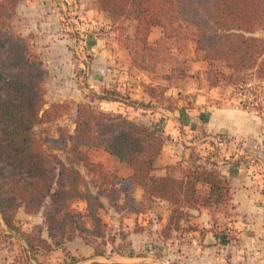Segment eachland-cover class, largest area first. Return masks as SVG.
Wrapping results in <instances>:
<instances>
[{
	"label": "trees",
	"instance_id": "16d2710c",
	"mask_svg": "<svg viewBox=\"0 0 264 264\" xmlns=\"http://www.w3.org/2000/svg\"><path fill=\"white\" fill-rule=\"evenodd\" d=\"M20 1L0 0V166L7 170L0 174V217L8 229L21 233L13 224L18 202L26 208L49 198L50 209L45 220L63 223L70 220L73 223L77 219L78 236L81 237L83 231L87 237L99 238L95 230L104 227L98 214L101 204L86 189L78 170L79 166L88 174L101 170L100 164L90 161L89 152L93 149L113 157L128 170L126 177L110 183L111 186L118 184L124 191V201L129 188L137 186L143 196L168 204L167 223L161 231L165 239L180 230L188 210L226 204L228 184L215 168L193 164L182 169L179 177L170 173L154 174V162L164 144L163 137L158 141V147L142 158L126 152L129 146L140 148L139 140L134 137L136 133L153 140L156 130L136 121L137 112L131 109L136 105L135 101L129 99L120 84L114 88L106 87L101 95L92 92L90 106L86 103L76 106L73 133L61 127L54 133L40 127L38 135L35 129L55 121L57 109L64 105L43 108L41 81L45 71L30 55L24 40L10 33L4 21ZM96 3L111 21H135L133 44L130 48L126 46L128 53L143 54L150 49V30L160 27L162 36L157 41L186 39L194 46V56L207 62L206 71L193 74L195 80L203 79L209 87L227 84L233 89H241L253 76L259 80L258 85L264 84V37L253 36L257 32L264 33V0H96ZM66 8L70 12L75 10ZM186 70L174 69L173 73L185 78ZM109 101L115 106L108 112L122 118L129 129L112 139L103 138L101 130L105 131L106 127L103 122L91 125L84 118L87 111L84 107L94 112L95 103ZM147 106L139 104L143 111ZM227 141V137H220L216 153L223 152ZM247 166L253 167L250 171L253 175L260 173L255 160L249 161ZM200 183L209 187L206 196L197 189ZM76 201L84 202L83 212L71 208ZM129 212L141 213L137 209ZM86 223L90 228L85 227ZM81 240L85 243V237ZM26 244L30 245L28 241ZM86 245L92 248L95 256H104L95 247Z\"/></svg>",
	"mask_w": 264,
	"mask_h": 264
},
{
	"label": "crops",
	"instance_id": "0c3cea01",
	"mask_svg": "<svg viewBox=\"0 0 264 264\" xmlns=\"http://www.w3.org/2000/svg\"><path fill=\"white\" fill-rule=\"evenodd\" d=\"M104 20L105 24L110 23L108 17ZM155 36L156 28L152 27L148 41L153 42L159 38ZM105 41L99 39L92 44L88 43L92 59L86 71L88 86L83 88L79 82L76 83L81 78H70L75 73L76 63L66 48L67 41L61 38L50 39L48 74L56 80L55 87L58 86L53 92L59 94L62 101L73 100L77 105L84 101V90L100 94L106 87L120 83L129 99L137 103L131 107L132 111L137 112L136 121L151 127L158 118L164 117L165 139L154 162V174L163 176L170 173L179 177L182 169L193 164L215 168L227 181L229 199L220 207L197 206L188 210V217L180 223V231L183 233L180 232L178 237L177 233H173L167 240L160 231L167 223L170 208L158 200L166 209L165 214L156 219V252L161 250V256H155L151 244L144 247L149 248L143 250L144 255L120 253L111 248L112 252L108 255L95 256L92 248L85 247L87 254L77 264H264L262 106L244 108L239 103L238 92L231 86L220 84L209 87L205 82L195 80L192 74L203 73L208 66L205 61L195 60L203 65L194 71L187 70L184 90L174 82L166 85L163 91L166 100L175 102L173 105L171 103V109L157 108L156 98L143 86L149 84L145 81V74L130 65L128 48L115 40L108 43ZM261 87L264 106V84ZM180 92L184 97L178 96ZM140 102H150L152 107L143 111L139 108ZM96 106L108 112L115 105L109 101ZM221 136L227 137L228 141L223 152L213 156L208 145L210 149L220 147ZM203 141H206L205 146H198ZM251 160L257 162L260 173L253 175L250 172L253 167L248 168L247 163ZM197 189L202 196L209 192L208 185L203 183L198 184ZM133 215L136 218L142 214ZM164 244L168 247L162 249ZM132 250L137 249L132 246Z\"/></svg>",
	"mask_w": 264,
	"mask_h": 264
},
{
	"label": "rangeland",
	"instance_id": "374dc122",
	"mask_svg": "<svg viewBox=\"0 0 264 264\" xmlns=\"http://www.w3.org/2000/svg\"><path fill=\"white\" fill-rule=\"evenodd\" d=\"M66 7H73L75 10L70 12ZM104 17L107 20V15L99 10L96 0H21L13 12L4 17L10 33L24 40L30 55L36 58L45 71L41 81L45 103L43 108L64 105L63 108L57 109L55 121L49 124L44 123L35 129L38 135L40 134V127L48 128L53 133L57 127H61L73 133L76 106L78 105H75L73 100H70L72 102L62 101L59 94L56 95L53 92V89L58 88V86L55 87L56 80L48 74L47 62L50 61L48 55L50 39L61 38L67 41L66 48L76 63L75 73L70 78L76 80L78 77L81 78L76 83L79 82L83 88L88 86L86 71L92 59V52L90 53L89 50L90 44L99 39H105L106 43L115 40L123 46H129V48L133 44V37L130 35L134 33L135 21H111L109 19L110 23L105 24ZM155 28V37L160 38L162 28ZM254 36L264 37V33L257 32ZM153 39L154 37L151 38V40ZM158 39L155 43L148 41L152 47L146 49L143 54L132 51L128 53V56L130 61H133L130 62V65L145 74V81H148L149 84L143 86L146 87L150 95L154 96L153 98H156V107L171 109V103L173 105L175 102H170L164 98V89L169 83L173 84L174 82H176L177 87L183 88V90L187 85V79L184 80L175 72L173 73V70L194 71L198 67L201 68L203 64H200L198 62L200 59L195 56L193 61L194 46L190 41L183 38L157 41ZM88 43L90 44L88 45ZM192 77L195 79L193 74ZM249 78V83L245 87L251 92L253 88L259 86L257 84L259 80L253 76ZM201 81L205 82L203 79H200ZM118 84L120 83L115 84L114 87H118ZM151 85L153 86L151 87ZM235 90L237 92V89ZM84 93V101L81 103L90 106L89 101L92 92L86 89ZM97 95H101V93ZM181 95L184 97V94L180 92L178 96ZM135 104L137 103L135 102ZM139 104L152 107L150 102H140ZM96 107L94 112L84 107V110H87L84 118L91 125L95 122L105 124V131L101 130L103 138L112 139L118 136L121 131H129L122 118H117L116 114L103 112L99 110L98 106ZM163 118H158L156 124L151 126L156 130V139H147L144 134L136 133L134 137L139 140L138 144L141 149L133 145L129 146L126 152L138 158L151 154L158 147L160 138L165 139ZM205 142L199 143L198 146H205ZM209 147L210 145H208V149L211 154L216 155V149L211 148V150ZM89 157L92 163L101 165V170L93 174H88L81 166L78 167V170L85 180L86 189L96 196L101 204L98 214L104 223V227L101 226L95 230L100 235L99 238L87 237L81 228L79 229L82 231V236H78L76 224L79 220L77 219L73 223L70 220L64 223L45 220V215L50 209L51 200L49 198L26 208L23 203L18 202L19 209L13 218V224L21 233L17 234L12 229H8L0 217V264H77L87 254L85 247L89 246L86 244L95 247L98 252H103L104 255L111 253V248L115 251L119 250L120 253L129 252L128 254L144 255L143 250L149 249L144 247L151 244L155 256L156 254L161 256V250L156 252V232L158 231L156 219L165 214V207H162L157 199L143 196L141 188L137 186L131 190L129 188L127 199L125 198L124 201V191L119 189L118 184L111 186L110 183H115L117 179L126 177L129 173L128 170L121 163L116 162L113 157L107 156L98 149L91 150ZM1 173H7V170L2 166H0ZM1 181L2 179H0ZM80 190L84 191L83 188ZM71 208L83 212L84 202L76 201L71 205ZM134 209L140 211L142 215L135 218L133 213L129 212ZM85 227L90 228L89 223H86ZM137 232L139 233L136 234ZM180 232V230L177 232V237L178 234L183 233ZM84 237L86 244L81 240ZM27 241L32 248L26 244ZM132 246L137 250H132ZM167 247L168 245L164 244L161 248Z\"/></svg>",
	"mask_w": 264,
	"mask_h": 264
},
{
	"label": "built area",
	"instance_id": "2783aa9c",
	"mask_svg": "<svg viewBox=\"0 0 264 264\" xmlns=\"http://www.w3.org/2000/svg\"><path fill=\"white\" fill-rule=\"evenodd\" d=\"M261 90L262 87L256 86L253 88V90L250 92L247 87H243L241 89H237L238 92V98H239V103L244 107V108H253L255 106H262L261 108L264 109V106L262 105V100H261ZM248 95V97H246Z\"/></svg>",
	"mask_w": 264,
	"mask_h": 264
},
{
	"label": "water",
	"instance_id": "95a60500",
	"mask_svg": "<svg viewBox=\"0 0 264 264\" xmlns=\"http://www.w3.org/2000/svg\"><path fill=\"white\" fill-rule=\"evenodd\" d=\"M254 36V35H253ZM257 37V36H256Z\"/></svg>",
	"mask_w": 264,
	"mask_h": 264
}]
</instances>
